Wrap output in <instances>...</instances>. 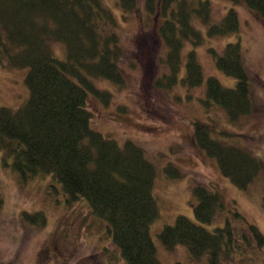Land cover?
Returning a JSON list of instances; mask_svg holds the SVG:
<instances>
[{
    "label": "trees",
    "instance_id": "1",
    "mask_svg": "<svg viewBox=\"0 0 264 264\" xmlns=\"http://www.w3.org/2000/svg\"><path fill=\"white\" fill-rule=\"evenodd\" d=\"M243 2L264 21V0ZM123 18L131 13L137 0H117ZM148 14L158 12V34L166 45L164 62L169 70L160 86L177 81L180 53L184 41L193 46L202 41L201 30L193 20L207 25L209 36L238 30V17L229 9L218 23H211L209 0H144ZM117 22L101 0H0V64L28 67L26 102L16 110L0 107V147L12 157L16 171L23 176L49 173L59 182L71 200L83 197L97 222L105 221L104 239H109L126 264H161L149 233L158 217L152 196L156 170L144 150L131 140L119 144L90 126L88 93L103 103L110 93L98 88L93 78H105L122 84L118 65L121 56ZM65 46V57L53 55L51 43ZM239 42L228 43L215 57V64L236 79L235 87L223 86L217 78H207L206 94L223 109L229 119L237 120L252 108L249 80L242 61ZM196 53L187 54L182 82L189 87L201 84L202 68ZM194 139L207 155L215 158L220 172L238 188L246 189L258 176V157L240 146L227 144L211 136V126L201 120L193 123ZM165 170L180 176L173 165ZM194 214L198 222L211 223L223 208L221 195L197 185ZM3 198L0 193V207ZM41 212L33 213L38 218ZM101 224V223H100ZM248 232L264 244V234L254 224ZM230 226L208 230L184 215L172 225H164L159 238L168 250L178 243L187 246L190 256L206 254L210 264H218L225 234L232 239ZM109 264H113L109 259ZM264 264V262H262Z\"/></svg>",
    "mask_w": 264,
    "mask_h": 264
},
{
    "label": "rangeland",
    "instance_id": "2",
    "mask_svg": "<svg viewBox=\"0 0 264 264\" xmlns=\"http://www.w3.org/2000/svg\"><path fill=\"white\" fill-rule=\"evenodd\" d=\"M101 1L112 10L117 22L115 31L121 45L117 62L124 81L117 84L105 78L92 79L111 96L105 104L87 94L90 126L119 144L135 142L154 164L152 196L158 217L148 227L156 258L161 264H210L206 254L200 258L190 256L184 244L178 243L173 250L162 244L160 231L164 225L174 224L181 214L208 230L230 226L233 237L228 241V235H224L218 264H263L264 244L255 241L248 224L264 234V21L243 2L209 0L211 23L220 22L232 8L238 17V30L209 36L207 25L194 19L202 41L196 46L191 39L184 41L177 81L165 87L156 81L169 75L164 62L167 47L157 29L161 22L158 12L148 14L144 0H137L134 10L123 18L117 0ZM233 42L241 46L252 100L251 111L237 120L229 119L226 110L209 99L205 89L210 76L225 87H235L236 79L216 66L210 51L220 54L226 44ZM51 44L53 55L64 59V44ZM190 50L195 51L203 75L201 84L194 87L182 82ZM27 71L28 67L0 64L1 108L16 110L26 102ZM196 120L211 126L212 138L240 146L258 157L260 173L246 189L236 187L225 177L215 158L197 144L192 131ZM11 163L12 157L0 147V264H109V259L113 264H126L111 241L104 239L106 222L92 219L86 199L71 200L47 172L25 177ZM168 165H173L180 176L168 173ZM197 185L214 190L223 199V208L217 210L211 223H200L195 217L197 198L193 188ZM35 212L41 215L28 216Z\"/></svg>",
    "mask_w": 264,
    "mask_h": 264
}]
</instances>
